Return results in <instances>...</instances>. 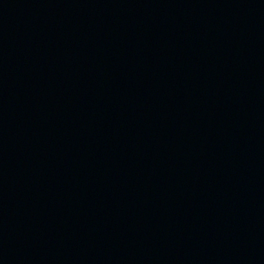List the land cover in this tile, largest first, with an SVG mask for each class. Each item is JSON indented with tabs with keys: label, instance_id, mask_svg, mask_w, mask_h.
Listing matches in <instances>:
<instances>
[{
	"label": "water",
	"instance_id": "1",
	"mask_svg": "<svg viewBox=\"0 0 264 264\" xmlns=\"http://www.w3.org/2000/svg\"><path fill=\"white\" fill-rule=\"evenodd\" d=\"M0 264H264V0H0Z\"/></svg>",
	"mask_w": 264,
	"mask_h": 264
}]
</instances>
